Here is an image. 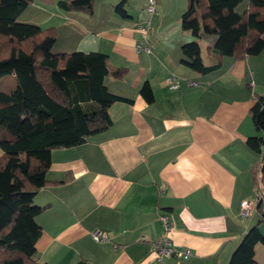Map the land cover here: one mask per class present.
Returning <instances> with one entry per match:
<instances>
[{
  "label": "crops",
  "instance_id": "crops-1",
  "mask_svg": "<svg viewBox=\"0 0 264 264\" xmlns=\"http://www.w3.org/2000/svg\"><path fill=\"white\" fill-rule=\"evenodd\" d=\"M120 1L95 0L89 14L40 0L39 25L56 35L52 51L105 53L111 70L124 69L119 77L107 76L105 85L126 100L109 107L107 129L52 150L48 182L34 198L43 209L32 262L160 264L140 237H161L159 215L167 213L173 243L191 250L184 264H228L260 219L255 203L247 218L239 214L242 201H254L256 187L261 191L260 156L247 139L259 134L250 109L264 96V50L243 59L225 56L219 69L199 73L182 61L181 46L194 39L180 23L188 0H157L147 35L151 52L137 48L143 36L136 24L146 17V1L126 0L125 15L114 10ZM204 42V62L215 61ZM172 75L176 89L168 84ZM145 81L151 103L139 92ZM97 228L108 241L92 239ZM254 260L264 264V244L254 246Z\"/></svg>",
  "mask_w": 264,
  "mask_h": 264
},
{
  "label": "trees",
  "instance_id": "trees-1",
  "mask_svg": "<svg viewBox=\"0 0 264 264\" xmlns=\"http://www.w3.org/2000/svg\"><path fill=\"white\" fill-rule=\"evenodd\" d=\"M48 1L91 14L95 0ZM125 1L114 6L121 15ZM29 2L0 0V264H39L32 261L43 206L34 198L48 182L52 150L80 145L107 129L109 107L126 100L105 85L107 76L124 73L109 68L105 53H54L52 27L18 21ZM242 2L246 7L239 12ZM180 23L194 37L181 46L182 61L199 73L219 69L225 56L243 59L264 50V0H188ZM200 40L215 61L204 62ZM139 92L148 103L154 100L148 81ZM250 115L259 132L247 145L260 156V219L244 233L228 264H255L254 246L264 244L259 227L264 223V96H257Z\"/></svg>",
  "mask_w": 264,
  "mask_h": 264
},
{
  "label": "built area",
  "instance_id": "built-area-1",
  "mask_svg": "<svg viewBox=\"0 0 264 264\" xmlns=\"http://www.w3.org/2000/svg\"><path fill=\"white\" fill-rule=\"evenodd\" d=\"M145 12L146 17L137 22L136 28L142 33V41L137 45L138 49L145 50L146 52L152 51V46L147 39V35L152 29V20L158 14L157 0H145ZM253 82L251 81V84ZM169 87L176 89L179 87L178 78L174 75L168 79ZM254 201L244 200L241 203L240 218H247L251 214L252 204L257 203L262 198L261 191L256 187L254 191ZM164 228L163 235L156 239H148L145 236H141V241H146L149 244V253L153 259L158 263H164L165 260L171 259L175 264H184L191 256V250L187 246H179L173 243L171 239L173 225L171 224L170 217L167 213L159 215ZM91 237L96 242H106L109 240L108 233L103 229H93Z\"/></svg>",
  "mask_w": 264,
  "mask_h": 264
},
{
  "label": "rangeland",
  "instance_id": "rangeland-1",
  "mask_svg": "<svg viewBox=\"0 0 264 264\" xmlns=\"http://www.w3.org/2000/svg\"><path fill=\"white\" fill-rule=\"evenodd\" d=\"M41 6H43V4H41L40 0H30L28 6L19 15L18 21H22V22H26L27 21V22H33V23L39 24L40 23V21H39L40 20V15H43L42 13H44V12L41 13V11H40ZM245 7H246V2H242V3L239 4L237 10L239 12H241V11H243V9ZM0 42H1V40H0ZM200 42L205 43L204 41H201V40H200ZM150 44H151V42H150ZM6 52H7V50L3 51L2 54L5 55ZM261 228L263 229L262 231L264 232V226H262Z\"/></svg>",
  "mask_w": 264,
  "mask_h": 264
}]
</instances>
